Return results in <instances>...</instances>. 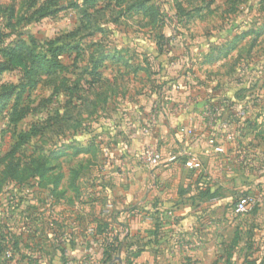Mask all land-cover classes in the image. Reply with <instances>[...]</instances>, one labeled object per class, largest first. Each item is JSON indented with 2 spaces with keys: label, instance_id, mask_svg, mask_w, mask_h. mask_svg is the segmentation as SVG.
<instances>
[{
  "label": "rangeland",
  "instance_id": "374dc122",
  "mask_svg": "<svg viewBox=\"0 0 264 264\" xmlns=\"http://www.w3.org/2000/svg\"><path fill=\"white\" fill-rule=\"evenodd\" d=\"M88 1L0 0V264L42 260L51 264L55 251L47 245L53 241L42 233L65 227L63 196L68 195L70 183L80 189L82 181V189H88L86 179L98 178L101 164L126 161V152L115 154V150L130 143L123 121L130 102L136 110L145 107L138 103L148 98L147 83L152 87L176 76L178 81L187 80L175 106L163 104L160 111L182 114L190 121L214 111L209 98L221 100L232 94L227 98L230 107L219 112V118L237 116L233 127L226 122L229 130L245 134L249 143L245 147L252 139L257 141L252 145L260 146L259 156L264 157V0H146L139 7L142 0ZM168 39H174L172 44ZM152 44L164 57L159 62L162 68L147 75L142 71L149 65L144 53ZM48 45L70 50L55 56L62 69L49 72L30 59L33 54L51 59ZM14 49L26 58L24 67H13L5 57ZM97 53L107 55L99 74L83 75ZM175 53L180 60L192 58L191 64L175 68L174 60L170 64ZM170 71L176 76L167 74ZM239 85L246 89L240 93L248 102L246 108L237 97ZM207 89H211L208 98L195 103L196 92ZM152 103L146 104L147 111ZM32 128L36 134L15 148L20 135ZM147 147L152 146L140 145L135 153L129 149L128 161L155 174V168L144 161ZM187 155L181 157L186 160ZM261 166L264 169V162ZM125 169H116L113 176L126 179ZM253 195L261 196V205L234 217V228L222 230L227 248L215 256L228 264H264V178L252 192L238 195L230 190L227 205L222 206L234 215L235 202ZM103 217L101 224L108 219ZM34 228L40 234L32 233ZM180 238L190 241L187 236ZM54 241L59 245V238Z\"/></svg>",
  "mask_w": 264,
  "mask_h": 264
},
{
  "label": "crops",
  "instance_id": "0c3cea01",
  "mask_svg": "<svg viewBox=\"0 0 264 264\" xmlns=\"http://www.w3.org/2000/svg\"><path fill=\"white\" fill-rule=\"evenodd\" d=\"M153 45L144 53V61L149 65L148 68L142 67V71L147 75H152L151 70L154 68H162L159 62L163 60V53L155 51ZM177 56L175 53L172 57ZM167 74L176 76L171 71ZM176 78L170 79L178 81ZM152 87L147 83L145 90H150L147 91L148 98L141 100V103L136 102L145 107L136 110V105L132 102L128 105L129 112L122 128L130 143L125 149L115 150V154L117 151L122 154L126 152V161L99 164L100 171L96 172L99 177L86 179L88 189H82V181L79 182L80 189H75L77 185L70 183L72 191L69 190L68 195L63 196L67 202L63 206L66 209L63 223L65 227L48 228L42 233L47 235V241H53V244L47 245L55 251L51 264H61L59 247L65 248L64 254L69 258V264H89L88 251L99 248L94 235L98 224H101L99 219L105 217L103 214L107 218L112 217V221L105 219L104 223L113 224L116 228L125 227V233L131 236L127 242L134 243L129 248L130 253L141 249L132 264H224L225 259L216 258L215 252L227 248L222 230L229 226L234 228L232 220L236 216L230 209L224 210L223 206L227 205L225 200L230 190L238 195L246 191L252 192L264 178L257 175L264 173L257 169L261 168L259 152L262 149L260 146L253 147L252 144H257L253 139L252 146L245 147L249 143H245L246 136L242 133L233 143L224 142L218 132L204 128L202 118L191 117L190 121L182 114L171 115L166 110L161 111L152 133H142V136V129L139 128L147 120L146 104L149 106L155 98ZM210 91L196 92L199 97L195 99V103L201 104V99L208 98ZM234 117L236 116L221 117V121L228 122L233 127L231 122ZM191 127L202 134H189ZM140 145H151L161 152L162 163L155 168V174L142 170L137 162L128 161L131 157L129 152L133 150L135 153V148ZM217 146L222 148V152L215 151ZM184 152L199 159V170L189 171L184 168L186 160L181 157ZM122 166L129 172L124 180L113 176L116 169L123 168ZM169 212L177 220L173 221L168 216ZM157 217L164 219L166 224L163 228L164 236L154 244L146 234L153 229L154 219ZM95 218L98 220L95 221ZM19 230L18 233L23 234L22 229ZM40 232L32 229V233ZM135 234L142 235L139 242L138 237L132 238ZM55 235L64 240L63 245L54 241ZM181 236L190 237V241L186 245L178 244L175 239ZM93 260V264H101L95 257ZM42 261L38 264H42ZM113 262L126 264L123 254L116 256Z\"/></svg>",
  "mask_w": 264,
  "mask_h": 264
},
{
  "label": "trees",
  "instance_id": "16d2710c",
  "mask_svg": "<svg viewBox=\"0 0 264 264\" xmlns=\"http://www.w3.org/2000/svg\"><path fill=\"white\" fill-rule=\"evenodd\" d=\"M97 1H99V0H90V1H88V3L92 4V3H95ZM145 1L146 0H142L141 2H139V4H137V6L139 7ZM86 2L87 1H85V3ZM168 41L170 42V44H172V41L170 39H168ZM67 51H70V50H65V48H63V47L53 48L52 46H50V48H49V45H48V49L46 50V52L51 56V59H47V57L41 56L40 54H37V55L33 54V55H31L30 59L34 62H37L40 67H42V68L44 67L49 72H54L56 69H62L63 68V66H61L60 64H58L56 62L55 56L60 55V54H64ZM157 52L160 54L162 53L160 50H158ZM97 54L98 55L95 54V58L90 59V61H91L90 66H86V68L82 72L83 75L89 74V75L94 77V76L99 74L98 71H99L100 67L102 66V64L106 61L107 55H104L103 53H97ZM4 55L8 59L9 64L12 65L13 67L21 68V67L25 66L26 58L24 57V55L20 56V54L18 52H16V49L11 50ZM184 60L185 59L180 60V59L172 57L170 64L173 61L174 67L177 68L180 64L185 63V62H188L189 64H191L192 58L189 57V61L187 59H186V61H184ZM187 84H188L187 80L186 81H182V80L177 81V80H170L169 79L167 81H163L162 83L152 87V92L155 96V98H153L152 100L155 102L157 100L158 104L159 105L161 104L162 106H163V104H164V106H166V104H170L171 106H175L176 101L178 100V96H180V93L176 92L174 90V87L178 86L179 89H181L182 92H184L186 90ZM237 90H238L236 92L237 97L240 98L239 100H242V102H243V97H245V96H241L240 93L244 94V92H246V89L240 87ZM227 98L228 97L220 100L216 97H211V98H209L208 105H210L211 108L218 109L219 112H223L227 107H230V105L226 106L227 102H231L230 99H227ZM235 98H236V96H235ZM235 98L232 97V99L234 101L236 100ZM242 104L246 108L248 105V102L244 101ZM146 117L148 118V113H147ZM236 118H237V116L235 117V119ZM227 124L230 125V123H227ZM143 126L144 125L142 124L141 129L143 128ZM235 133L237 134L236 139H238L240 137L241 131H239V133H237V132H235ZM35 134L36 133H35L33 128H32L31 132L22 133L20 135L19 141L15 145V148L21 147L25 143L26 140H28L32 135H35ZM100 140H103V139H100ZM260 161L264 162L263 156H262ZM259 170H263V167L261 166V168ZM242 197H244V196H242ZM256 209H254L252 212H254ZM108 219L110 220L109 217H108ZM154 220H155L154 227L151 231H149L146 234V237L149 238L150 242L156 244L157 240L164 236L163 228H164V225L166 223H165L164 219L159 218V217L155 218ZM4 230L5 229H3L2 231H4ZM95 235H94V239L97 240L99 248L96 251L95 250L88 251L87 256L95 257L96 259H98V261L100 260L101 264H115L113 262L114 258L120 254L124 255V259H125L126 264H132V262H133L132 260L136 259L141 252V249H135V251H133V252L131 251V253H130L129 248L134 243L133 242H131V243L127 242V239L131 238V236H129L128 234L125 233V227H123V226H119L118 228H116V226H112V225H109L107 222L106 223L103 222L102 224H98L97 232L95 233ZM136 237H138L137 242H139L140 238H142V235H139V234L136 235L135 234V236L132 238H136ZM56 238H59V236H56ZM63 241H64L63 239H60L59 244L63 245L64 244ZM1 245H2V243L0 242V259H1V253L3 251V247ZM58 249L60 250L59 257L62 258L61 264H69V258L64 254V252L66 251L65 248L62 247V248H58ZM125 250H126V252H125ZM224 264H228L227 259H225Z\"/></svg>",
  "mask_w": 264,
  "mask_h": 264
},
{
  "label": "built area",
  "instance_id": "2783aa9c",
  "mask_svg": "<svg viewBox=\"0 0 264 264\" xmlns=\"http://www.w3.org/2000/svg\"><path fill=\"white\" fill-rule=\"evenodd\" d=\"M174 90L180 93L182 90L179 89L178 86L174 87ZM162 105L153 101L151 108L148 111V118L144 123L142 128V133L145 135H150L157 124L158 114L161 112ZM214 111H206L202 118L204 124H206L207 128L210 131H216L220 134V139L222 141H226L228 143H233L236 139V135L229 130V127L226 123H223L219 116V110L213 108ZM208 110V109H207ZM243 114V113H242ZM197 134V131H194ZM189 134H193V130H189ZM211 144V143H210ZM216 152H222V148L217 146L215 147ZM144 161L151 168H157L162 163L161 154L153 147H147L144 150ZM184 168L189 171H197L201 168V164L196 156L188 153L186 161L184 163ZM261 196H245L240 197L234 204L233 213L235 216H245L252 212L254 209L258 208L261 205ZM168 216L173 220H177V218L173 215V213H168ZM178 244H187V242H182L181 238L178 237L175 239ZM11 256L10 252L6 253V257L9 258ZM94 260H89V264H93Z\"/></svg>",
  "mask_w": 264,
  "mask_h": 264
}]
</instances>
